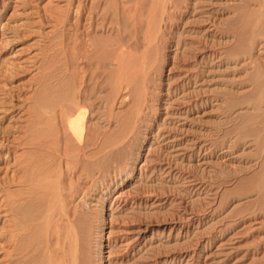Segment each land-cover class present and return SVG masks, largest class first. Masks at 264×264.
Returning a JSON list of instances; mask_svg holds the SVG:
<instances>
[{"label":"rangeland","instance_id":"1","mask_svg":"<svg viewBox=\"0 0 264 264\" xmlns=\"http://www.w3.org/2000/svg\"><path fill=\"white\" fill-rule=\"evenodd\" d=\"M91 1L0 0V133L10 137L0 150V264L10 258L9 199L18 189L10 180L25 156L12 140L27 136L39 108L48 110L42 121L56 132L54 87L70 96L79 72L58 78L49 68L73 62L72 19ZM104 6L115 11L122 36L92 31L102 38L96 48L104 43L102 51L112 54L109 73L117 49L127 50L128 62L120 78L111 71L107 84L98 79L92 87L103 101L93 97L88 136L103 128L107 147L102 160H86L95 174L92 188L75 201L82 206L73 203L81 227L94 226L91 264H264V1L108 0ZM85 21L82 32L91 29ZM48 70L59 80L49 83ZM114 88L120 92L112 104ZM45 102L50 108L39 107ZM39 234L37 240L46 237Z\"/></svg>","mask_w":264,"mask_h":264},{"label":"bare ground","instance_id":"2","mask_svg":"<svg viewBox=\"0 0 264 264\" xmlns=\"http://www.w3.org/2000/svg\"><path fill=\"white\" fill-rule=\"evenodd\" d=\"M106 1L108 0H94L93 2L91 1L92 2L91 5L86 4L87 2H85V4L83 3L84 5L83 7H81L82 9L79 8L80 10H78L80 12L77 13L75 17L73 16L74 18L72 19V26H73L74 31H76V37H74L76 38V41H74L75 42L74 45H76L75 48L77 49L75 51V48H74L75 52L72 51L73 55L72 53L70 54L71 57H73L72 58L73 62L71 63V60L69 59L70 60V61L68 60L70 62L69 66L68 65L64 66V64L62 63L66 64L67 59L64 58L65 59L64 61L62 60L63 58L62 59L60 58V60L64 62H60V64L57 65L55 69H54L53 64L50 65L53 67L49 69L51 70L53 68L54 70L52 69V73H54L53 71H56V74L55 73L54 74L58 78L59 76L62 77V75L64 74L69 75L71 73V75H73L72 74L73 72L75 73L78 71L79 78L77 77L78 74L75 73L76 77L74 76V79L76 80L78 79V83H76L77 82L76 81L75 84H77L81 88L80 89L79 87H77L78 88L77 89L74 84L75 86L74 88L76 90H79V89L80 90L77 91V93L76 92L74 93V91L76 90H73L70 96L64 93V96H63L61 95L63 93H61L59 88L57 89V87H54L55 91H53V94L57 95L56 98L60 97L61 99L62 96L64 97L62 99L67 98L66 100L61 99L60 102L58 101L60 99H58L57 100L58 102L56 101L57 103L56 107L53 108V112H54V109L56 110L57 108L56 111L58 112V115H59L58 118L60 119L59 125H57L58 128L57 126L55 127L56 132H54V129H53L54 128L53 126L55 125L50 124L51 125L50 126L47 123V121L49 120L46 121L47 124L44 122V120L42 121V119H44L43 118L44 114H42L44 111H41L42 112L41 113L38 110H41L42 108L41 109L39 108L37 111L35 110L36 114H35L33 122L30 124L31 127L28 129L27 136L25 138L20 137L21 138V139L19 138L20 140L18 139L12 140V142L14 143L13 148L15 150H18L20 147L25 149L24 151L25 156L23 159H19L16 165L14 164L16 166L15 175L10 180L11 185L17 186L16 188L18 189H17V192H14L13 194H11L10 199H9L10 219L8 221H9L10 230H9V234H8L9 236H8L7 241H9V246H10V252H9L10 258L8 259V262H7L8 264H88V263L91 264L92 262L91 256H90L91 252L93 251L92 249L93 245L91 246V240L93 238L91 232L93 228L90 227L92 226L91 225L92 221L90 222L91 224L89 226L87 225L88 227L87 226L85 228L81 227L80 220H83V218H81L83 216H81L79 213V211L81 212V210L78 211L77 210L78 208L76 206L73 207L74 206L73 203L75 204V201L82 194L84 195L87 194L91 186V185L89 186L88 182L89 180L95 177V174L91 173L90 172L91 170L89 171L90 167H88L86 160H88L89 158L99 159L100 157H102L105 154L107 145L102 136V131L104 132L103 128H102V131L96 134L95 137H93L94 136L93 135L92 136L93 138H91V136L89 138L88 135L89 134L91 135L90 133L91 129L87 127L88 125L86 124L87 123L86 121L89 119L90 116H92L91 107L93 108L94 101H95L93 97L94 98L96 97L95 99H97L99 96H101V93H100L101 90L99 88L98 90L100 91L99 92L100 95L98 94V97L95 96V94H92V90L95 89L93 87L94 83L96 84L98 79L100 83H104L106 81L105 78H107L106 76L107 75L110 76V74L113 71H115L114 73H117L118 75L117 78H120V76L124 72L123 68L125 67L123 66L125 65L126 62H128L127 59H125L128 57L124 58L127 50L119 48L120 50L119 51L117 49V52L114 53L113 54L114 56H112L113 58H111L113 59V62L115 63L114 65H116V68L115 70H112L114 68L112 69L110 68L112 72L110 71L109 73L108 71L109 67L105 69L106 68L105 65L106 63H108L107 66H111L109 64L110 59H108V57L110 58L112 54L109 51H106L107 53L108 52L110 53V56H106L108 54L106 52H103L104 51L103 48H106V45L103 43V41H100L101 43H103V45H100V46L101 47L104 46V47L100 48L101 50H99L98 47L96 48V45H97L96 42H98L100 39L102 40V38L99 36L98 38L99 40H96L97 37L96 39L94 38L96 34L92 35L91 34L92 31L108 29V30L117 31L118 33H120L119 35L122 34V32L119 30L120 27H116L118 20H117V23L115 20L118 17L116 16V14H114L115 11L114 12L111 11L110 13V11H108L109 9L108 10L105 9L106 6H104V2ZM102 5L104 6V8H102ZM150 12H154V11H150ZM114 16H116L117 18ZM85 20L88 21L89 25L88 24L86 25L89 26V28L91 29L90 30L87 29L88 31L85 30L84 32H82L80 28L83 25L85 26V23H84ZM114 22L116 23V26ZM84 28H86V26ZM79 31L83 33L84 37L83 35H81L82 38H80L81 33L77 34V32L79 33ZM124 33L125 32H123V34ZM116 36L118 37V34ZM126 37L128 38L129 36H126ZM78 39L79 41L77 42ZM119 39L122 40V38H119ZM128 41L129 40H125V42H128ZM76 42L78 44H76ZM122 42L124 43V41ZM130 42H131V39H130ZM119 43L120 41L118 42V44ZM121 47H123V45ZM102 52L104 54L106 53L105 55L106 57H103L104 54L102 55ZM64 53L65 51L63 52V54ZM105 58L106 60H108V62L104 61ZM124 59L126 62L124 61ZM135 63H137V61ZM72 64L75 65L74 68H73L74 65ZM126 66H129V65H126ZM50 70H48V72ZM106 73L108 74L106 75ZM55 75L54 76L52 75V77L50 76L51 78L48 75H47L48 77H46L45 75L43 77H46L50 83L54 81V80L50 81V79H53L54 77L56 78ZM124 76H125V73H124ZM115 77H116V74H115ZM129 77L130 78L128 79L130 80L131 76ZM58 78L56 79L59 80ZM60 79H63V78H60ZM103 80L105 81L102 82ZM120 80L121 79H118L116 82H120ZM49 83L46 82V84L50 86ZM56 83H58V81ZM52 84L53 86L57 85V84L54 85V83ZM118 84L119 83H117V86ZM121 85H122V82H121ZM56 90L57 91L59 90L60 93L56 92ZM115 91L114 93L116 96L112 99V104L116 102L118 94L120 92V88H116ZM51 92L52 90L50 91V93ZM95 93H96V90H95ZM49 95L47 94L45 97ZM58 95L60 96L58 97ZM50 98H52V96ZM76 98H79L81 101ZM75 99L77 100V103ZM100 100L103 101L102 97L100 98ZM38 105L39 107L45 106L46 109L50 108L46 106L47 105L46 102H45V105L44 104H38ZM106 106L105 108L108 109L109 105H106ZM97 107L99 108V106ZM99 109L101 110L102 107ZM47 111H45L44 113L48 114ZM94 111H96V109ZM100 113H102V111H100ZM54 115L56 117L57 113L56 114L54 113ZM48 117H50V115ZM51 119H50V122H51ZM52 122H53V119H52ZM49 126L53 128L50 129ZM88 128L90 129V131ZM57 132L59 133V135ZM50 133L51 134L56 133L57 137L58 136L60 137V138L58 137L60 140L58 141L56 140V142H54L55 140H52V138L54 139L55 134L51 135ZM58 138H55V139H58ZM9 141H10L9 136H3L0 133V150L2 148L4 149V147H8L10 144ZM121 143L122 142L117 143V148H121L123 146ZM100 159L102 160V158ZM64 181L68 182V183L67 182L65 183V184H68L67 186L65 184H64L65 186L62 184ZM75 181H76V184L74 185ZM70 205H72V207ZM79 206H82V205H79ZM260 206H258V208H260ZM49 217L50 218L52 217V219L54 218V221L50 222L52 225L48 223L49 222L48 220H50ZM86 220H89V219H86ZM86 220H85L86 223L90 221L89 220L87 222ZM82 223L85 224L84 222ZM39 233H41V235L45 233L46 237L44 235L45 238L40 240L41 237L38 236L39 239L37 240V236L35 237V235Z\"/></svg>","mask_w":264,"mask_h":264}]
</instances>
